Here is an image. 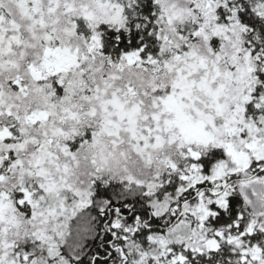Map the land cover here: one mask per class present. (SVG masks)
I'll return each instance as SVG.
<instances>
[{
    "label": "snow or ice",
    "instance_id": "1",
    "mask_svg": "<svg viewBox=\"0 0 264 264\" xmlns=\"http://www.w3.org/2000/svg\"><path fill=\"white\" fill-rule=\"evenodd\" d=\"M0 264H264V0H0Z\"/></svg>",
    "mask_w": 264,
    "mask_h": 264
}]
</instances>
